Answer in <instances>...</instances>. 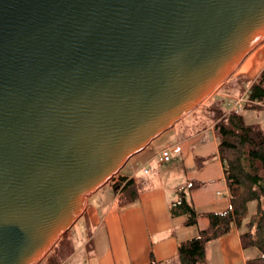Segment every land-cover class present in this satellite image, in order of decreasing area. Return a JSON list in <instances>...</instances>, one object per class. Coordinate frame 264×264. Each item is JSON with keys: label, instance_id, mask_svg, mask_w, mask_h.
I'll return each instance as SVG.
<instances>
[{"label": "water", "instance_id": "95a60500", "mask_svg": "<svg viewBox=\"0 0 264 264\" xmlns=\"http://www.w3.org/2000/svg\"><path fill=\"white\" fill-rule=\"evenodd\" d=\"M263 41L264 0H0V264H39Z\"/></svg>", "mask_w": 264, "mask_h": 264}, {"label": "crops", "instance_id": "0c3cea01", "mask_svg": "<svg viewBox=\"0 0 264 264\" xmlns=\"http://www.w3.org/2000/svg\"><path fill=\"white\" fill-rule=\"evenodd\" d=\"M263 68L264 41L231 75L230 87L227 89L222 85L214 93L211 97L212 102L226 100L228 103L226 109L231 111L235 99L250 88V84ZM241 114L248 125L264 129V108L247 106ZM181 122L164 133L167 135V141H163L165 146L155 155L168 147L180 146V152L173 153L170 162L173 168H178V172L186 175L184 185L190 181L201 184L191 191L196 210L200 213L222 212L230 206V194L224 179L222 162L218 157V143L215 141L210 145H204L205 141L201 140L194 144L190 136L182 133L183 129L179 125ZM208 131L215 137L213 123L209 125ZM204 148L211 150L215 155L214 161L198 167L197 158H208L201 152ZM144 167L141 172L144 175L150 174L149 170L147 174L144 173ZM129 178L135 179L134 176ZM181 185L183 184L175 185L169 191L160 185L147 187L139 193L135 202L126 206L120 204L118 194L114 195L112 203L105 204L102 202V196L98 195L102 188L92 193L88 197L90 203L83 215H86L88 226L91 224L92 227H96V233L103 230L107 245L105 248L101 246L98 240L100 234L95 240L94 238L84 240L79 237L74 259L81 254L85 264H145L152 252L158 264H178L176 258L178 245L194 237L199 230L206 229L209 224L207 218L201 217L196 225L187 227L184 225V217L171 218L169 206L176 199V192L182 189ZM94 197L96 199L92 201ZM87 225L84 233L89 236L91 231ZM240 234V230L234 228L228 235L210 243L206 253L207 263L247 264L248 260L256 258L259 255L258 251L254 248L244 249Z\"/></svg>", "mask_w": 264, "mask_h": 264}, {"label": "trees", "instance_id": "16d2710c", "mask_svg": "<svg viewBox=\"0 0 264 264\" xmlns=\"http://www.w3.org/2000/svg\"><path fill=\"white\" fill-rule=\"evenodd\" d=\"M250 97L264 101V68L251 84ZM216 103L218 106L208 108L214 115L212 123L230 206L222 212H198L191 198V191L201 186L198 182L190 181L187 187L176 192L177 197L169 206L171 218L184 217L187 227L196 225L201 217L209 222L206 229L178 245L177 263L208 264V245L238 228L243 248H254L259 253L247 264H264V129L248 125L242 114L222 109L221 101ZM208 160L197 158L198 167ZM121 178L124 186L118 184L114 189L118 187L116 193L120 204L130 205L138 199L140 192L134 178ZM145 264H158L152 252Z\"/></svg>", "mask_w": 264, "mask_h": 264}, {"label": "rangeland", "instance_id": "374dc122", "mask_svg": "<svg viewBox=\"0 0 264 264\" xmlns=\"http://www.w3.org/2000/svg\"><path fill=\"white\" fill-rule=\"evenodd\" d=\"M231 79L232 78H229L223 84V86L225 85L227 89L232 83L230 81ZM211 97H209L203 104H201V106H199L187 117H185L184 119L186 120H182L184 122L180 121L181 124L179 125H181L183 129L182 133H184L186 136H190L194 144L198 143L201 140L205 141L204 145H210L213 142L217 141L216 135L214 137L213 133L211 131H208L209 125H211L214 120L213 111H210L208 107L210 105L213 107L218 106V103L212 102L213 99L211 100ZM237 99H235V101ZM219 101L222 102V109L228 108V103L226 100ZM233 106L234 104L232 105V108ZM163 141H167V135L165 134L155 139L146 148V150L141 151L131 157L124 169L117 175L112 177L109 182L102 187L100 194H98L102 196V202L104 201L105 204L112 203V201L114 200V195L117 194L114 186L118 185V182L120 183L121 187L124 186V182L122 181L121 177L134 176L139 192L143 191L147 187H155L156 185L164 187L165 189H167V191L178 184H183L181 185L182 188L187 187L188 184L184 185L186 183V175L183 172H178V168H173L171 162L160 163L157 160V156L155 154L158 152V150L164 148L165 142ZM201 152L202 154L208 156L209 160L207 164L214 161L215 155L212 154L211 150L204 148L203 151L201 150ZM144 166L147 167V169L150 171V174L144 175L141 172ZM176 197L177 195L175 196V198ZM95 199L96 198L94 197L92 201H95ZM86 225V215H82L81 218L73 225V227L60 237L59 241L39 264H85V259L81 256V254H79L74 259V251L79 245L77 240L79 237L83 238L84 240H87L88 238H94L95 240L97 239L98 234H100L98 240H100L101 246L105 248L107 243L103 230L99 233H96V227H92L91 224L90 226L87 225L91 231V234L87 236V234L84 233V229L87 228Z\"/></svg>", "mask_w": 264, "mask_h": 264}, {"label": "built area", "instance_id": "2783aa9c", "mask_svg": "<svg viewBox=\"0 0 264 264\" xmlns=\"http://www.w3.org/2000/svg\"><path fill=\"white\" fill-rule=\"evenodd\" d=\"M247 106H254V107H258V108H264V101H258V100H253L250 97V88L248 90H246L235 102H234V106L232 108V111L240 114L243 112V110L247 107ZM181 147L180 146H172L169 147L163 151H161L158 155H157V160L160 163H165V162H170L171 158H172V154L173 153H177L180 152ZM144 173L147 174L148 173V169H144ZM118 184L120 185V183L118 182Z\"/></svg>", "mask_w": 264, "mask_h": 264}]
</instances>
